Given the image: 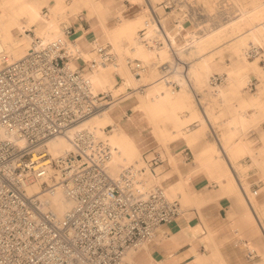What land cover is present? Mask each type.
I'll return each instance as SVG.
<instances>
[{
    "label": "built area",
    "instance_id": "2783aa9c",
    "mask_svg": "<svg viewBox=\"0 0 264 264\" xmlns=\"http://www.w3.org/2000/svg\"><path fill=\"white\" fill-rule=\"evenodd\" d=\"M144 3L154 34L143 27L139 38L148 48H168L170 59L156 68L176 93L183 83L191 84L190 62L182 53L194 46L190 38L177 46L165 25L172 10L183 8L184 16L191 17L195 6L192 0ZM62 31L61 38L47 42L34 38L24 56L0 68V264H125L129 251L152 242L161 225L178 218L181 204L159 185L139 193L136 183L144 168L110 174L111 145L89 129L73 132L70 151L51 154L49 140L66 135L112 102L109 94L93 93L84 68L76 66L80 51L72 25ZM96 51L102 63L115 59L105 46ZM244 56L264 65L262 46L250 43ZM96 63L91 61L88 69ZM128 64L137 76L147 70L138 59ZM225 79L226 74L214 73L207 85L214 91ZM246 88L254 91L257 83ZM161 160L159 154L146 162L154 172ZM59 191L72 203L62 215L51 201ZM242 244L249 260L259 259L254 248Z\"/></svg>",
    "mask_w": 264,
    "mask_h": 264
},
{
    "label": "bare ground",
    "instance_id": "6f19581e",
    "mask_svg": "<svg viewBox=\"0 0 264 264\" xmlns=\"http://www.w3.org/2000/svg\"><path fill=\"white\" fill-rule=\"evenodd\" d=\"M120 1L81 0L82 6L85 7V18L89 20L90 26L88 28L82 27L80 31L75 32L73 39L80 51L79 59L84 62L97 61L92 69L84 68V73L90 80L93 93L117 94L127 90L129 92H127L126 102H109L100 113L86 119L71 129L66 135H60L49 140L47 147L53 156H59L70 151L72 149L70 137L78 128H86L100 136H104L111 145L113 152L108 164L110 174L116 175V171L131 167L144 168V171L138 175L136 189L139 193H145L149 185L153 182L161 183V179L158 175L154 174L143 157L142 150L138 146L135 137V129L142 128L146 123L155 134L164 137L168 136L169 133L159 128L158 124V120L170 117L171 111L166 102L172 99H181L183 102H186V99L185 96L181 97L183 91L172 94L163 80L156 81L149 74L137 76L131 72L130 64L128 65L130 61L139 59L146 66H150L155 61L168 59L170 53L166 46L148 48L141 41L139 34H137L139 27H148L149 35L154 34V23L151 17L149 18L142 11L138 12L134 17L123 16V12L118 8V6L123 4V0ZM44 7L48 9L47 12L43 11ZM64 8L65 3L63 0H0V68L27 53L34 40L33 36L28 33V30L34 33L35 38L38 37L44 42L61 38L63 31L60 27L59 15L63 13ZM145 9L147 8L145 7ZM262 14L264 12L257 13V10L244 11L239 21L248 27L240 33H236L238 32V28L234 27L233 23L230 24V26H233L231 27V31L234 32V36L231 38L229 47L237 55L238 59H241L242 53L244 54L243 49L245 45L249 43L259 46L264 45V22L260 21ZM110 17L117 18L118 20L109 24ZM165 28L172 38L178 36L180 32L179 30L177 32H175L176 30L171 31L170 27ZM208 33L209 31L201 32L198 35L199 43L195 46H198L199 51H204L206 46L215 44L221 40L220 37L216 36L206 40V38L214 34L207 35ZM193 35L196 34L193 32ZM193 35V39L197 38ZM108 44L110 45L107 46ZM100 45L111 49L113 53L115 52L114 61L100 62L96 51ZM214 56L212 54L210 57L204 58L192 65L191 72L197 77L199 83L203 82V78L208 72L213 71L211 62H213ZM262 74L263 68L255 61H248L242 67L231 68L226 85L217 90V97L225 99L237 96L245 106L258 104L260 108L259 119H261L264 116V84L260 86L258 93L252 96L248 94L243 95L241 90L254 77L260 79ZM158 79L160 78L158 77ZM143 85H147V88L144 90V93H139L137 89ZM125 94L121 96L124 97ZM128 109H132L133 113L128 114ZM110 125H112V128L107 134L104 129ZM157 129L158 133H156ZM209 147V152L213 154V159H210V162H214L220 167L219 160L221 161V156L218 153L220 149L215 144ZM226 171L225 175L231 178L228 185L230 187L237 182L235 183L231 171ZM180 186V183L175 186L167 184L165 190L168 197L172 198L175 189ZM242 194L251 211L255 213V209L243 186ZM51 201L54 210L59 215H62L72 206V203L65 198L61 191L57 192ZM258 224L264 236V225L260 223V220H258ZM209 237L210 235H207L204 240H209Z\"/></svg>",
    "mask_w": 264,
    "mask_h": 264
},
{
    "label": "crops",
    "instance_id": "0c3cea01",
    "mask_svg": "<svg viewBox=\"0 0 264 264\" xmlns=\"http://www.w3.org/2000/svg\"><path fill=\"white\" fill-rule=\"evenodd\" d=\"M209 1L192 0L195 7L191 9V17L184 16L183 8L172 10L165 25V27H170L171 31H180L175 39L177 46H183L188 42V38L193 41L194 48L186 53H182V57L190 62L189 74L192 64L210 57L221 46L219 44L212 49L199 51L198 46L195 45L199 43L197 36L201 32L198 34V31L191 32L190 30L193 28H203L207 25L218 27L225 24L230 18L238 15L237 13L235 15H228L226 11L223 12L227 0H217V8H220V11L216 15H210L206 12L204 5V3ZM123 5L132 14L139 11L142 7L138 3H127L123 0V4L118 6L121 11ZM81 14L85 15V10ZM113 20L114 18L110 17L109 24H112ZM71 25L75 33L80 31L82 27L88 28L90 23L85 16L72 17ZM211 30H204L202 32ZM28 32L30 31L28 30ZM193 32L196 35H193ZM29 34L34 35L32 32ZM192 35L197 37L195 38L196 42ZM192 54L193 56L191 57ZM168 59H170V54ZM156 62L151 63V65H154ZM237 62H239L238 59L234 63ZM211 67L213 71H217L223 66L217 60V57L214 56ZM159 80L161 79H157L156 81ZM181 91H183L181 97L185 96L186 102H183L181 99L167 101L166 104L171 111L170 117L158 120L159 128L168 132V136L164 137L155 134L146 123L140 128L141 130L135 129L134 132L138 146L145 155L143 157L146 161H148L146 155L153 154V156H157L160 154L162 160L157 161L153 165V168L155 171V169L163 167L162 172L158 174L162 182L165 185L170 184L172 186L181 184L180 187L175 189L173 195L177 196L185 205L181 216L173 222L163 224L158 228L160 230L156 236V241L148 249H140L139 252L130 256L133 260L132 263L135 264H200L199 261H204L203 258H199V254H204L202 250H205V242L208 243L212 240L210 237L209 240H204L207 235H210L207 234L205 225L210 228H217L223 219H230L232 223H245L246 226H241L242 229L249 228V224L251 223L250 216L244 210L243 202L237 195L236 190V186H238L242 192L243 183L240 177L249 182L248 187L251 190L264 188V180L260 178L264 172V166L262 165L264 157V130L262 132L253 130V125L260 120L259 105L245 106L237 96L225 99L218 98V104H216V102L209 98V95L199 94L192 81L190 85L183 83L178 92ZM203 91L204 94H207L206 88ZM205 107L212 108L211 117L219 119V132L224 139L226 150L219 140V132L217 133L213 127L205 111ZM127 111L133 113L131 109ZM200 117L206 122L208 132L205 130L204 125L201 124ZM158 132L157 129L156 133ZM212 139L217 142L222 153L220 155L221 161L219 160L220 167L216 163L210 162V159H213V154L209 152V146L213 145ZM159 140L168 141L167 146L165 147ZM170 156L174 157V165L171 164ZM226 170L231 171L235 183L237 182L230 187L228 185L231 178L225 175L227 173ZM241 170H245L244 174H241ZM254 217L257 220L255 215ZM229 229L225 232L226 234H229ZM216 235H220V233ZM219 238L217 236L215 240L219 241ZM244 242L248 246L251 245L247 240H244ZM257 260L249 261L254 264ZM125 264H129V262Z\"/></svg>",
    "mask_w": 264,
    "mask_h": 264
},
{
    "label": "rangeland",
    "instance_id": "374dc122",
    "mask_svg": "<svg viewBox=\"0 0 264 264\" xmlns=\"http://www.w3.org/2000/svg\"><path fill=\"white\" fill-rule=\"evenodd\" d=\"M129 1L131 3H138L142 7L139 11L132 14L131 12H128L127 8L123 5V7H122V11H123L122 15L124 14L123 16L134 17L138 12L142 11L143 13L148 15L149 18L151 17L148 9H145L146 6L144 3V0H129ZM151 1L153 3H158L162 0H151ZM63 2L65 3V8H64L63 13L61 15H59V21L61 22V25H60L61 28H63L64 25H68V26L71 25L72 17H83V16H85V15L81 14L82 12H80L81 10L82 11L85 10V7L82 6L81 0H63ZM119 2H121V1L119 0ZM204 5H205L206 12L210 15L211 14L216 15L217 12L220 11V8H217V0H210L209 2L204 3ZM224 8L225 9L223 10V12L226 11L228 13V15H235V13H237L238 15L233 17V18H230L225 24L218 26V27H211V26L207 25V26H204L203 28H200V29L199 28H196V29L193 28L192 30H190L191 32L192 31H198L197 33L199 34L200 32H202L204 30L213 29V30L209 31V33L207 35H210L212 33H214V34L211 37L206 38V40H208L212 37H215V36L220 37V39H221V40H219V42H217L215 44L206 46L205 50L212 49V48H214L220 44L221 46H220L219 50L216 51L214 53V55H215V57H217V60L222 64L223 67L217 71H211L210 73L208 72L207 75L204 76L202 83H199L197 81V77L194 74H192L191 70H190V74H189L190 79H191L192 83L194 84L195 88L198 90L199 94H202L205 96L209 95V98L212 101L216 102V104H218V97L216 94L217 90H219L221 87L226 85L228 77H229V71L231 70V68H235L236 66H238V67L239 66H241V67L245 66L248 63V61L249 62L255 61V62H257V64L259 66H261L263 68V74H262L261 78L260 79L255 78V79H252L250 81V82L254 81L255 83H257L256 91L250 92L248 88H245L246 85H244V87H243L244 89L242 88V91H241V93L243 92V95L257 94L260 86L264 84V65L261 62H259L258 60L246 59L243 53L241 55L242 57H240L241 59H238L237 55L234 52H232L230 47H229V44L231 43V38H232V36H234V32L231 31L232 30L231 27L234 26V27L238 28V32H236V33H240V32H243L244 30H246L248 26L246 24H243V22L239 21L241 14L246 10H257V13H259V12L263 13L264 12V0H227L226 6H224ZM43 11L47 12L48 9L46 7H44ZM144 11H146V12H144ZM160 12H162V11H160ZM261 17L262 18L260 19V21L264 22V14H262ZM117 20H118L117 18H114L113 22H116ZM235 21H237V22H235ZM232 23H233V26H230V24H232ZM141 28H143V26L138 28L137 34L139 33L138 31ZM28 33H30V32H28ZM34 38H35V36L33 35V39ZM249 44L245 45V48ZM100 46H104V45H100ZM262 47H264V45ZM244 49H243V52H244ZM109 50L112 51L111 49H109ZM192 56H193V54L191 55V57ZM237 59L239 60V62L234 63ZM90 62L91 61L84 62L81 59H79V61L75 62V63H76V66L80 65L83 68H85V67L88 68V65H90ZM160 62H162V61H157L154 65H150V66L147 65L148 69L144 73H142L141 76L149 74L153 77V79L157 80L159 77V74H158L156 66ZM87 63H88V65H87ZM129 67L131 69V64L129 65ZM131 72L133 73L132 69H131ZM214 73H224V74H226V79L222 85H220L219 87H217L216 90H214L215 92H212L213 90L208 87L207 81H208L209 77ZM141 83H145V82H141ZM143 86H145V87H142V88L139 87L137 89V91H139V93L145 92L144 90H146L147 85H143ZM204 88L207 89V91H206L207 94H204V91H203ZM127 92H129V91L125 90V91L117 93V94L116 93L115 94L106 93V94H109L112 102L113 101L114 102H119V101L120 102L121 101L126 102L125 99H127V95H128ZM124 93H126L124 95V97L121 96ZM190 97L193 100V97L191 96V94H190ZM114 99H116L118 101H116ZM202 100L204 102V98ZM205 111H206L207 115L209 116V119H210L213 127L215 128V130L218 133L219 129H220V126L218 124L219 119L211 117L212 111H213L212 108L205 107ZM127 112H128V114L132 113L131 111H127ZM200 122H201V124L204 125L205 130L208 132L207 124L203 120L202 117H200ZM263 123H264V116L257 123H255L253 125V130L262 132L264 130ZM111 128H112V125L107 126L104 130L108 134L109 131L111 130ZM218 134H219L218 135L219 140L221 141L222 146L226 150V146L224 144V139H223L222 135L220 134V132ZM159 142L162 143L165 147L167 146V143H168V141H162V140H159ZM212 142H213V144H215V146L217 148H219L217 142L214 139H212ZM219 151H218V153H220V155H221L222 153ZM142 154H143V152H142ZM143 156H145V155L143 154ZM152 156H153V154L146 155V158H148V160H149ZM170 160H171V164L174 165L173 158L171 156H170ZM147 164H150V163H147ZM262 165L264 166V157H263ZM162 170H163V167H159V168L155 169L154 174L158 175V173H161ZM116 172L115 173L117 175L121 171L118 170ZM244 172H245V170H241V174H244ZM116 175H113V176H116ZM260 178L264 180V172L260 176ZM240 180L242 182H244L243 188H244L249 200L251 201V204L253 205V207L255 209V213L251 211L250 207L248 206V204L245 201L244 195L242 194V192L238 188V186H236L237 195L239 196L240 200H242V202H243V208L246 211V213L249 214L248 216H250V222L251 223L249 224V228H247V229L243 228L242 229L241 226H246L245 223H237V222L232 223L230 219H223L217 228L216 227L210 228L207 225H205V229L207 230V234H210V239H212L211 240L212 243L210 241H209L210 243L205 242L206 253H205V250H202V253L204 252V254L203 255L199 254V258L204 259V261L202 260L203 262L199 261L200 264H253V262L249 261L246 258L247 251H246V248L242 244V242H244V240L249 241V243L251 244V245L249 244L250 247L254 248L257 251V254L259 255V259L257 260V263L258 264H264V236L261 233L259 224L257 222L258 220H260V223L264 225V188L251 190L247 184L249 182H247L246 180H243L242 177H240ZM157 185L162 186L164 189L166 186L162 182V179H161V183L153 182L151 185H149V187L146 191L152 189L154 186H157ZM171 199H177L179 201V203L181 204V208L185 209V205L182 203V201L180 199L177 198V196H173ZM182 213L179 216H181ZM253 214L255 216H257V220ZM241 221H243V220H241ZM245 221H247V220H245ZM228 228H230L229 234H226L225 232L228 230ZM159 230L160 229H158L156 231V236L158 235ZM217 233H220V235H216ZM156 236L152 242L145 244L141 248V250L142 249H148L156 241ZM217 236L220 237L219 241L215 240V237H217ZM139 251H140V249L136 250V251H132V250L129 251L125 256V262L126 263H128V262L132 263L133 260H132V258H130V256H133L134 254H136ZM205 254L206 255L208 254V255L206 256Z\"/></svg>",
    "mask_w": 264,
    "mask_h": 264
}]
</instances>
